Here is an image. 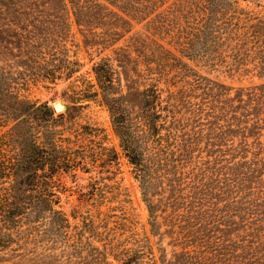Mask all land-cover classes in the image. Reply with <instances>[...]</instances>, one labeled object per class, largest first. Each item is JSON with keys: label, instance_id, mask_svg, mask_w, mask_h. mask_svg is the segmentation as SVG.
<instances>
[{"label": "trees", "instance_id": "trees-1", "mask_svg": "<svg viewBox=\"0 0 264 264\" xmlns=\"http://www.w3.org/2000/svg\"><path fill=\"white\" fill-rule=\"evenodd\" d=\"M73 23L93 74L75 98L105 106L119 151L75 125L82 103L56 112L29 95L79 70ZM119 155L144 223L116 179ZM0 264H264V12L0 0Z\"/></svg>", "mask_w": 264, "mask_h": 264}, {"label": "rangeland", "instance_id": "rangeland-1", "mask_svg": "<svg viewBox=\"0 0 264 264\" xmlns=\"http://www.w3.org/2000/svg\"><path fill=\"white\" fill-rule=\"evenodd\" d=\"M260 4H255L253 1L241 0V5L253 7L254 10L264 12V0H259ZM120 40L118 43H121ZM67 47L69 48V55L72 59H79L81 65L79 70L75 71L70 77H58L54 82H49L42 85H33L29 90V95L40 101H47L50 105L54 102L60 101L69 108L75 105V103H82L80 108L81 113L78 115L76 126H81L84 124H92L99 129L100 140L108 145L114 146L118 151V140L112 131L110 119L105 106L95 100H84L76 99L75 97L81 96L84 91L90 87L88 81H93V74L91 71V62L86 47L83 43L82 36L76 24H72L71 34L69 35L67 42ZM104 52H107L105 50ZM100 54H94L92 59H96ZM202 69L207 70V68L201 66ZM210 74L216 75L221 80L237 85L240 81L237 75H229L225 71L219 69L207 70ZM256 79V78H255ZM242 82H246L243 79ZM74 95V96H73ZM53 107V106H52ZM75 107V106H74ZM66 111V110H65ZM120 154V153H119ZM118 169L116 173V179L119 180L125 191L128 193V197L131 199V204L135 207L138 215V219L141 223L146 221V210L143 201L140 197L139 188L137 182L132 177L130 172V167L126 163L123 156L119 155L118 159ZM97 174V173H96ZM90 173H82V178L78 179L81 183H86L89 181ZM106 174H104L105 176ZM63 179L67 184H72L68 176H64ZM101 180V179H100ZM106 180H103L105 182ZM74 195L70 196V202H65L64 205L68 209L69 204L74 202Z\"/></svg>", "mask_w": 264, "mask_h": 264}, {"label": "water", "instance_id": "water-1", "mask_svg": "<svg viewBox=\"0 0 264 264\" xmlns=\"http://www.w3.org/2000/svg\"><path fill=\"white\" fill-rule=\"evenodd\" d=\"M52 106L56 112H62V111L67 110V107H65V105L61 103L60 101L54 102Z\"/></svg>", "mask_w": 264, "mask_h": 264}]
</instances>
